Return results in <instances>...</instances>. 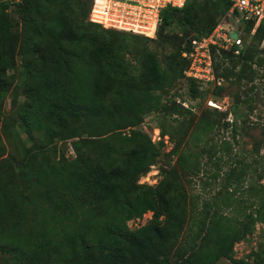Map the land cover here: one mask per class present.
<instances>
[{
    "label": "trees",
    "instance_id": "1",
    "mask_svg": "<svg viewBox=\"0 0 264 264\" xmlns=\"http://www.w3.org/2000/svg\"><path fill=\"white\" fill-rule=\"evenodd\" d=\"M91 4L0 0V264H216L221 258L263 264L260 251L252 261L232 256L234 244L264 224V186L259 179L246 184L260 162L236 156L224 173L210 174L215 182L221 177L215 196L199 201L189 194L180 173L199 177L205 169L177 142L193 109L166 95L181 80L192 98L207 91L185 77L189 61L182 53L193 38L214 29L229 2L186 0L180 8L165 7L155 38L89 22ZM11 6L21 30H14ZM241 25L244 51L213 53L214 94L224 92L226 82H250L257 73L252 64L260 65L255 57L264 23L252 35L253 22ZM171 27L182 32L167 34ZM190 31L196 34L189 37ZM114 33L130 36L138 74L125 72L120 52L131 43ZM153 39L164 50L160 60L147 45ZM11 88L13 104L23 97L16 115L30 145L4 116ZM156 109L173 118L168 126L161 121L160 130L174 143L164 155L175 156V164L161 167L160 181L148 185L138 180L162 156L164 141L153 142L139 125ZM197 122L190 133L195 145L216 124L203 116ZM231 130L235 137L236 127ZM70 139L73 155L66 156L58 143ZM222 144L232 151L230 142ZM148 211L145 224L129 227Z\"/></svg>",
    "mask_w": 264,
    "mask_h": 264
},
{
    "label": "rangeland",
    "instance_id": "2",
    "mask_svg": "<svg viewBox=\"0 0 264 264\" xmlns=\"http://www.w3.org/2000/svg\"><path fill=\"white\" fill-rule=\"evenodd\" d=\"M8 12L12 22H14V30H21L20 16L16 14L12 6L8 8ZM172 31L177 33L182 32L179 28L174 30V28L171 27L166 33L170 34L169 32ZM195 34V31H190L188 36L193 37ZM112 35L114 38L125 36L126 42L130 41V36H128V34L123 35V33H114ZM154 40L156 39L148 41L147 45L157 52L160 60L164 50L158 46L157 40ZM244 40L246 44L252 42L249 36ZM132 44L133 43L123 46L120 53L123 54L125 72L136 75L139 72V68L134 56V49L130 47ZM255 58L258 59L260 65L256 63L252 64V68L255 69L257 73L250 82L241 80V82H233L231 85L226 82L225 91L218 94L212 93L211 84L202 85L203 89H207V91H204L205 93L199 97L192 98L189 94L187 81L181 80L169 89V92L166 94L175 99L185 100L187 105L191 106L193 109L194 118H188L185 121L182 117L179 118V120L182 119V122L184 121V123L180 124V127H183L182 131H184V138L181 139V133L177 142H182L181 148L186 150L187 153L192 154V158H194L196 153L205 169L202 171V174L200 173L199 177L180 173L178 179L189 194H198L199 201L203 198L210 199L217 194L221 185V177L215 182L209 176L210 174L216 173L218 170L224 173L228 167L229 161L236 156H238V158H243L246 162H260L257 174L249 175L246 184L253 183L255 180L259 179L260 183L264 186V40L257 46ZM16 60L19 62L20 57L17 56ZM236 61L239 65L241 64L240 59H236ZM11 91L12 88L9 90L4 100V116L9 123L14 122L13 126L15 125V129L19 132L22 142L25 145H30V141L19 127V119L16 115L17 106L22 102L23 97H18L16 103L13 104ZM210 99L218 100L220 109L210 106L208 103ZM201 116L212 120L214 119L216 124L209 133H203L201 135V142L195 145L190 141V133L195 130L199 122H197V120H199ZM172 120L173 118L168 114L158 109L144 115L139 128L146 132L153 142H158L163 138L164 146L162 156L158 158L156 163L150 166L149 171L144 176L139 178V183L156 185L162 178L160 168H169L175 164V156L164 155L168 154L174 143L169 140L167 135L162 137L160 130L161 121L168 126L172 123ZM179 123L181 122L174 121L176 126H178ZM232 127H236L237 130L235 137L234 134H232ZM73 140L70 139L63 143H58L59 150L63 151L66 156L73 155L71 147ZM224 140L231 143L232 151H230V153H226L223 150L222 141ZM256 150L259 151V154L255 153ZM259 174H262L261 178H257ZM204 182L206 185L203 184ZM151 215L152 212L148 211L144 213L142 218L129 221V227L135 228L145 224L151 218ZM256 251L263 252L264 259V224L261 223H256L251 234L234 244L232 256L252 261L253 253ZM216 264H232V262L228 258H221Z\"/></svg>",
    "mask_w": 264,
    "mask_h": 264
},
{
    "label": "built area",
    "instance_id": "3",
    "mask_svg": "<svg viewBox=\"0 0 264 264\" xmlns=\"http://www.w3.org/2000/svg\"><path fill=\"white\" fill-rule=\"evenodd\" d=\"M226 1L230 7L214 29L208 35L193 38L190 50L182 53V57L189 61L184 71L185 77L196 79L203 85L215 83L214 52L224 49L239 55L244 51L241 23L253 22L251 35L264 23V0ZM185 2L186 0H92L88 21L104 29L155 38L161 11L168 6L180 8ZM232 31L237 33L236 38L230 35ZM208 103L220 109L218 100L210 99Z\"/></svg>",
    "mask_w": 264,
    "mask_h": 264
},
{
    "label": "water",
    "instance_id": "4",
    "mask_svg": "<svg viewBox=\"0 0 264 264\" xmlns=\"http://www.w3.org/2000/svg\"><path fill=\"white\" fill-rule=\"evenodd\" d=\"M230 35H231L233 38H236L237 33H236L235 31H232V32L230 33Z\"/></svg>",
    "mask_w": 264,
    "mask_h": 264
}]
</instances>
